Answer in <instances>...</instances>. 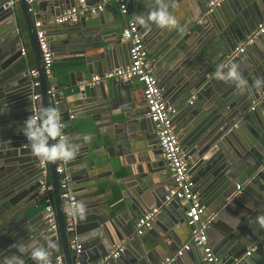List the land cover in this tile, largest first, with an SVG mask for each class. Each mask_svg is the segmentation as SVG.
Segmentation results:
<instances>
[{"label":"water","instance_id":"obj_1","mask_svg":"<svg viewBox=\"0 0 264 264\" xmlns=\"http://www.w3.org/2000/svg\"><path fill=\"white\" fill-rule=\"evenodd\" d=\"M154 1L152 0V3ZM172 1L173 3L166 5V8L176 18L177 27L174 29L161 28L155 23L147 21L144 24V32L147 33V42L155 43V48L152 50L154 54L159 52L165 55L164 60L170 65H172L169 61L170 57L177 56L179 62L173 70L174 74L179 75L181 81L183 78H189L192 74L189 82L185 85L186 87L184 86L180 90L182 97L179 99L186 101L189 94L194 96V103L192 101L189 105L187 104L186 111L184 108L180 114L186 113L192 106L198 107L199 102L198 109L203 110L200 119L192 122V127L186 135L187 140L197 146L192 152L188 150L186 154L187 158L189 156L195 158L190 171L193 174L194 171L199 170L197 175L200 176L194 180L201 196L203 194L201 178H204L205 181L208 178V182H211L212 186L215 185V189L206 201L208 207L214 208L211 213H215L210 225L220 230L222 234L218 241V248L220 252L230 256V261L226 264H264V227L258 223L257 219L264 217V112L262 111L264 108V82L259 87L254 83L257 78H264V60L257 63L251 58L250 53L246 52L248 54L245 58L252 59L253 65H251L244 62L245 52L233 54L238 42L264 21V0H236L238 4L233 9V13L237 16L233 17L234 21L231 22L224 19L221 22L220 20L224 12V7L221 5H225L227 0L209 12L205 6L208 0L204 4L198 0L197 3L193 0ZM67 3L68 0H36L29 6L25 0H17L15 5L8 6L7 0H0V264H8L14 256L20 257L23 264H35L31 257V249L37 245L47 249L49 264H54L57 256H60L64 264H95L97 260L112 250L114 237L121 242L125 241L123 248H129L135 238L133 236L134 225L138 218L153 205L150 203V198L143 199L140 211L134 209L133 214H128L123 218L124 220L120 218L122 221L117 218H109L107 215L102 221L90 217L87 218L85 225L78 219V226L67 230V219L62 211L58 174L55 171L57 161H54L48 162V168L58 224L57 235L52 234L45 222L36 230L33 226L34 216H28L32 207L31 199L39 197L38 188L41 173L37 165V158L28 147H22L26 140L20 129L23 121L31 115L32 105V91L28 69L25 66L26 59L20 54L22 34L25 31L28 35L30 50L34 55L35 67L38 70L41 108H57L61 113L63 123L66 116L67 119L69 118L68 110H66L67 96L61 95L58 86L53 87L52 93H47L50 85L45 78L36 38V30L44 28L42 25L35 27L34 24L36 21L45 24L50 17L56 18L62 13L64 5ZM71 6L73 4L66 8ZM56 25L60 29L70 27L71 30L67 32H73L78 38L85 33L86 17H80L74 24L65 22ZM61 37L67 44L71 42L69 38L73 39L71 34ZM126 46L128 49L127 43ZM230 55H234L231 60H229ZM227 62L228 64L225 65ZM231 63L239 65L243 78L248 82L247 87L241 91L233 83L216 80L220 84L219 90L226 91L223 90L215 96L211 92V87L215 86V81L211 77L218 68L223 67L226 70ZM23 64L22 71L20 68ZM184 64L190 65L189 71H186ZM177 82L175 85L179 86L180 81ZM210 82L213 83L210 84ZM229 83L228 87L230 88H224L225 84ZM215 88L218 89L217 86ZM95 92L99 100L105 102L114 100L115 103H118L115 88L105 90L102 83H99L93 93ZM83 93L85 94V91H80V94ZM79 97L84 103L95 101L88 99L87 96ZM79 103L77 102V104ZM202 103L205 108L201 107ZM250 108L251 110H249ZM146 112L145 106L143 115L151 123L153 132L147 140L151 141L152 146L150 147L153 149V155L158 156L162 151L158 144L154 124L147 117ZM110 115L111 122L118 117L112 112ZM239 117L240 122L247 123V128L251 131L250 135H247V132L243 133L244 127L237 126L236 122ZM253 124L254 127H252ZM76 127V130L83 131L81 135L90 141V136H85L84 132L91 131L93 127L82 121ZM68 129V127L64 128L63 132L66 133ZM177 133L180 136V143L185 149L188 148L190 143L181 136L179 131ZM74 134L77 135L76 131ZM102 136V133L100 136L96 134L91 140H98L101 148L105 149ZM142 141L141 138L136 137L135 141L129 142L122 136L118 147L130 154L136 153V157L142 162H149L148 149L145 148L144 143H139ZM153 143H157L158 152L154 150L156 146H153ZM93 145L95 153L99 152L98 142ZM27 154H31L32 158H27L25 156ZM203 155L205 157L202 159ZM81 158L77 153L75 158L67 164L71 184L88 182L90 168H94L98 164H110L108 159L98 163H94L92 160L90 165H86L85 162L79 160ZM213 158L216 162L226 160L225 163L230 166V171H226L220 177V173L217 172L218 168L203 164ZM140 179L142 184L152 183L147 174L140 176ZM236 184L241 185L240 191L236 189ZM143 185L140 184L138 188L142 189ZM82 188L85 187L74 186V190H78V196L82 195L80 192ZM254 188L263 193L255 192ZM254 195L261 202L254 200ZM246 196L254 199L248 202ZM157 200L155 207H158L159 211L161 210L160 215L167 213V209L171 206H177L175 200L168 202H165V198L161 201ZM163 203L165 204L162 206ZM37 215L40 219L43 217L42 213ZM177 218L180 219L181 216L172 218L168 224V228L173 229V233H170L173 242L170 245L164 242L166 251H163L162 259L154 262L150 255L146 254V256L139 257V264H161L169 255L176 253L182 244L174 232V226L179 222ZM182 219L184 221L183 216ZM73 240L74 243L81 245L78 252L72 247ZM48 241H51L55 247L48 249ZM156 242L155 247L162 250L158 240ZM228 242L231 244L227 245ZM253 244L255 248L246 256V248ZM185 252L166 264H184L185 256L183 255ZM125 253L127 252L125 251ZM186 254H193L196 264L195 248L191 247ZM119 257L110 259L107 264H112V261Z\"/></svg>","mask_w":264,"mask_h":264},{"label":"crops","instance_id":"obj_2","mask_svg":"<svg viewBox=\"0 0 264 264\" xmlns=\"http://www.w3.org/2000/svg\"><path fill=\"white\" fill-rule=\"evenodd\" d=\"M101 1L102 0H85L88 6L97 5ZM193 1L197 3V0ZM198 1L204 4L206 0ZM225 2V5H221L224 7V12L222 13V18L220 20L221 22L223 19L229 22L234 21L232 18H236L237 15L233 13V9L236 8L238 1L227 0ZM76 3V0H68L67 5H64L63 9L65 10V8L71 4L76 5ZM103 3V10L101 12L86 17L85 33L83 36L78 38L75 37L73 32H67L68 30H71L69 29L70 27L65 29H60V27H57L56 24L58 23L55 20L56 18L50 17L47 22H45V24L41 23L42 27L44 28L43 30L46 32L49 46L53 52V62L51 65L52 78L48 83L52 87L58 86L61 95L67 96L68 104L66 110H68V115L71 117L67 119L66 116L65 122H63V129L66 127L69 128L66 132V138L68 139L69 143L78 146L77 153L82 157L79 160L81 162H85L86 165H90L92 160L94 163H98L100 161H107L108 159L109 163L111 164H98L96 167L90 168L88 182H74V184H71V189L77 199V202H81L86 205L85 218L81 219L75 211L72 219L73 228L78 224V219H80L85 225L88 220L87 218L90 217H95L97 218L96 220L102 221V219H105L107 215L109 218H117L118 220L122 221L124 220L123 218L128 214H133L134 209L136 211H140V204L141 200L143 199L147 200L150 198V203L153 204L151 207H155V201L157 199V201H161L165 198L167 189L171 184V178L164 160L162 159L161 155H153V149L150 147L152 146V144H150L151 141L147 140L153 132L151 123L148 121L145 115H143L145 110V102L143 100L141 83L136 80L119 81L114 79L103 82L102 85L105 90H110L111 88L116 89L118 103H115L114 100L112 102L99 100L96 92L93 93L94 90L98 88V84L95 86H85L84 88H81L79 85L82 80L88 79L94 74H101L111 69L127 65L128 63V49L125 41L121 38V31L125 25V20L120 15L115 0H104ZM170 3H173V1L155 0L154 3H152V0H137L135 2H131L128 5L127 18L136 22L139 31L143 36L146 47L148 46V56L155 65V76L159 85L163 89L165 99L168 102L176 105L179 109L177 115L173 119L175 132L177 133V131H179L181 136L185 137L187 140L186 135L192 127V122L199 120L201 114L203 113V110L198 109L200 106L199 102L198 107L192 106V108H189L186 113L180 114L182 109H184L187 104L189 105L188 100L191 99L192 96L189 94L186 98V101L183 99L179 100L180 97H182L180 90H182L186 83L189 82L190 76L192 74H190L189 78H183L181 81L179 75L174 74L173 70L174 66H176V64L179 62L177 56L170 57L171 60L169 61L172 64L170 65V63L164 60L165 55H162L159 52L154 54L152 50L155 48V43L152 41L147 42V33L144 32V24H146L148 21V15L157 8L166 6ZM138 17H143L145 19V23L140 24L137 20ZM77 21L78 19L68 21L66 23L74 24ZM68 34L73 35V39L69 38L71 42L67 44L64 42L65 40L61 36H66ZM22 37V47L26 48L25 66L26 69H29L35 67V59L32 51L30 50L31 45L28 35L25 31L23 32ZM246 52H249L251 58H253L257 63L258 61L260 62L264 60V33L248 47L245 53ZM247 54L248 53H246L243 57L244 62L246 64L253 65L252 59L250 57L249 59L245 58ZM232 57H234V55H230L229 60H231ZM228 62L225 65H227ZM208 65L210 66L211 64ZM183 66L186 71H189L188 68L190 65L187 66L184 64ZM21 67L22 68L20 69L23 71L24 64ZM211 79L215 81L214 84L218 87V89H216L215 86L211 87V92L217 96L224 89L220 88L221 90H219V82H216V79H214L213 76ZM177 81H180L179 86L175 85ZM211 83L213 82H210V84ZM228 85H230V83L225 84L224 88H230ZM80 91H85V94H80ZM79 96H87L88 99H94L95 101L91 103H84L83 100H80ZM75 100L80 103L77 104V102H74ZM192 101L194 103V98ZM202 105L203 106L201 107L205 108L203 103ZM249 110H251V108ZM262 111L264 112V108H262ZM111 112L117 114L118 116L112 120L113 122L110 121ZM239 120L240 117L237 119V126L244 127L245 131L243 133L245 134V132H247V135H250L251 131L247 128V123L244 124ZM81 121L86 122L93 127L91 131L84 132L85 136H90V141H87V139L81 135L83 131L76 130V126ZM254 126L255 125L253 124L252 127ZM75 131L77 135L74 134ZM101 133L103 134L102 138L105 142V149L101 148V144L98 140H91L94 135L97 134L100 136ZM122 136L125 137V139L129 142L135 141L136 137L138 139L141 138L143 141L139 143H144L145 148L148 149L147 153L150 156L149 162L140 161L139 158L136 157V153L130 154L120 149L118 145H120L119 140ZM178 138L180 141L179 135ZM153 139L155 140V137ZM187 141L190 143V146H188L186 149L180 143L186 158L188 150L189 152H192L195 148H197V146H194L190 140ZM96 142H98V146L100 148L99 152L97 153H95L96 150L93 148V144ZM153 146H156L154 150L158 152L157 143H153ZM22 147H28L27 142H25ZM25 150L28 149L25 148ZM204 155L201 156L202 159L205 157ZM25 156L27 158H32L31 154H27ZM187 159L190 164L189 173L195 183V189L199 194L200 201L205 208L203 215L205 218L212 211H214V208H211V206L208 207L206 199L215 189V185H213V187L211 182H208V178L207 181H205L204 178H201V188L203 191L201 196L194 180L200 176L197 175L199 170L194 171L193 174L190 171L195 162V158H193V156H189ZM215 162L216 161L213 158L204 162L203 164L206 163V165H209V167L212 166V168H218L217 172L220 173V177L226 171H230V166L225 163L226 160H223L222 162L218 161L216 164ZM143 174H147V177L151 178L152 183H149L148 185L143 183V185L140 179V176ZM140 184L143 185L141 187L142 189L138 188ZM74 186L85 187L80 191L82 193L81 196L77 195L78 190L75 191ZM204 191H206V193H204ZM254 191L257 193H263L261 190L256 188H254ZM245 198H247L248 202H251V200L254 198V200L261 202L260 199H256V195H254V198L250 196H246ZM41 202L42 199H40V197L32 198L30 202L32 207L28 212L29 217L34 216L35 218V223H33V226L36 230L37 227H41L44 222L43 217L40 219L37 215L38 213H42L43 207ZM164 204L165 203H163L162 206ZM160 212L161 210L157 214V218H155L151 227L146 229L143 234H136L134 225L133 236L135 238L130 243L129 248H123V251H126L127 253L124 254V252H121L119 255L120 257L112 261V264H139V257L146 256V254H149L154 262L162 259L164 254L163 251H166L164 242L168 245L173 242L170 235L171 232L173 233V229L168 228V224L172 218H176L177 216H181V218H177L179 222L174 226L175 236H177L182 241V244L188 241V228L185 221L182 219V216L184 217L183 206L177 203V206H171L168 208L167 213L160 215ZM207 234L209 244L211 245L213 252L218 259V264H226L228 261H230V256H228L227 253L220 252L218 248L219 238L222 237L220 230L212 227L209 224L207 228ZM156 240H158L159 244L162 246V250L155 247L157 244ZM116 242H120V240L114 237V243ZM124 242H121L122 245ZM81 243L83 244L82 241ZM229 244L231 243L228 242L227 245ZM250 247L251 246H248L246 251ZM193 248H195V259H197L196 264H202L200 250L196 247ZM187 252H189V250L183 255L185 256V263H183L195 264L193 257L194 255H188L186 254Z\"/></svg>","mask_w":264,"mask_h":264},{"label":"built area","instance_id":"obj_3","mask_svg":"<svg viewBox=\"0 0 264 264\" xmlns=\"http://www.w3.org/2000/svg\"><path fill=\"white\" fill-rule=\"evenodd\" d=\"M36 0H25L30 6ZM120 15L125 20V25L121 31V38L128 45V64L111 69L101 74H94L88 79L82 80L79 85L81 88L85 86H94L103 83L107 80H121L133 81L136 80L142 85V95L147 108L146 115L153 122L158 144L162 151L161 157L164 160L171 184L169 185L165 194V202L175 200L184 210V221L188 228L189 239L183 243L176 253L165 258L161 264H166L180 256L183 252L188 251L191 247H196L200 250L202 264H218V259L213 252V249L208 241L207 228L215 213H210L207 217H203L205 208L200 201L199 194L195 189V183L189 173L190 164L185 157L182 146L180 144L177 133L174 129L173 119L177 115L179 109L176 105L168 102L163 94V89L159 85L155 76L154 64L149 59L148 51L145 41L136 22L127 18L128 5L137 0H115ZM224 0H208L206 3L207 12L218 7ZM17 0H7L8 6H13ZM76 5L65 9L56 17L57 23H64L72 20H77L80 17H88L95 15L103 10L104 0L94 6H88L85 0H76ZM30 9V7H29ZM35 27H41V22L36 21ZM264 33V21L248 35L244 36L235 47L233 54H242L247 48L254 43V41ZM36 38L39 45L40 56L44 69L45 78L50 82L52 78L51 65L53 62V52L49 46L46 32L43 29L36 30ZM20 54L24 57L26 55V48L21 47ZM28 76L30 80V88L32 91V105L31 115L36 114L41 109L40 104V81L38 77V70L35 67L28 69ZM53 87L49 86L47 93H52ZM194 96L188 100L192 102ZM71 117V116H69ZM64 127V124L62 123ZM66 137V133H64ZM37 165L40 169L41 179L38 188L39 197L43 200L44 205L42 209L43 220L47 227L52 231L53 235H57L58 224L56 219L55 206L53 203L52 185L50 179V172L48 162L39 160ZM69 162V161H68ZM65 161L56 162V173L58 174V183L60 188V198L62 201V211L66 221V229H73V216L75 214V205L77 199L71 189V177ZM236 189L240 191L241 185L236 184ZM159 212L158 207H151L141 217L138 218L135 225V232L141 235L146 229L150 228ZM72 247L76 252L80 250L81 245L72 241ZM255 245L246 251V255L250 254ZM123 251V245L116 242L112 250L103 258L99 259L95 264H107L110 259L119 257ZM54 264H64L60 256L55 258Z\"/></svg>","mask_w":264,"mask_h":264},{"label":"clouds","instance_id":"obj_4","mask_svg":"<svg viewBox=\"0 0 264 264\" xmlns=\"http://www.w3.org/2000/svg\"><path fill=\"white\" fill-rule=\"evenodd\" d=\"M137 20L140 24L145 23L143 17H138ZM147 20L155 23L158 27L168 29H174L178 24L176 18L167 10L166 6L152 11ZM213 77L216 80L233 83L241 91L246 89L248 83L243 78L237 63H231L226 70L223 67L218 68L213 73ZM262 82H264V78H257L254 83L259 87ZM20 131L25 137L31 153L39 160L68 162L72 161L77 155L78 146L69 143L65 137L62 116L55 107H42L38 113L28 116L23 121ZM75 210L81 219L85 218V204L77 202ZM257 219L258 223L264 227V217H258ZM54 247L55 245L51 241L47 242L48 249ZM31 257L35 264H49V254L44 246L37 245L33 247ZM8 264H23V260L14 256Z\"/></svg>","mask_w":264,"mask_h":264},{"label":"trees","instance_id":"obj_5","mask_svg":"<svg viewBox=\"0 0 264 264\" xmlns=\"http://www.w3.org/2000/svg\"><path fill=\"white\" fill-rule=\"evenodd\" d=\"M41 204H42V207H43V205H44L43 200H42Z\"/></svg>","mask_w":264,"mask_h":264}]
</instances>
